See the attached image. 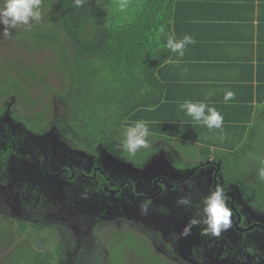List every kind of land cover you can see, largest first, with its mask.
<instances>
[{
  "label": "trees",
  "instance_id": "1",
  "mask_svg": "<svg viewBox=\"0 0 264 264\" xmlns=\"http://www.w3.org/2000/svg\"><path fill=\"white\" fill-rule=\"evenodd\" d=\"M179 1L129 0V7L121 11L119 0H86L82 7H75L74 0H42L40 22H32L30 29L19 25L14 30L18 43L34 57L46 54L50 66L43 64L37 71L32 61L9 62L12 69L0 72V103L16 96L24 102L18 120L28 127L49 128L48 118L53 116L52 124L82 152H108L116 166L122 161L139 164L149 154L153 132L160 127L154 121H159L158 115L151 111L161 101L151 98L152 73L166 58L162 53L158 59L166 49V35L159 34V28L164 26L168 33V21L177 13ZM51 72L63 82L51 84L46 78ZM258 81L256 106H249L246 119L232 122L241 128L240 136L212 144L222 148L220 153H213L211 144H207L202 154L206 158L214 154L221 160L224 177L238 183L243 193H254L252 204L264 209V181L258 177L260 160L264 159L262 68ZM28 87H41L37 95L49 100L43 109L36 111L38 102ZM42 110L49 114L44 123L38 121ZM139 120L149 122V147L132 155L121 142L126 129ZM181 143L186 144L183 140ZM1 159L5 162L7 158ZM2 177L10 179L9 170ZM39 204L35 199L30 202L32 208L26 216L0 213V248L12 243L0 264H188L182 253L188 251V244L191 251L201 249L192 229L186 237L176 233L162 238L153 223L146 226L135 218L129 220L148 228L145 232L149 237L131 226L113 227L109 232L107 224L106 232L98 231L95 237L90 234L93 244L80 237L76 245L65 223L53 225L38 214ZM129 255H133L132 263L127 260ZM209 260L207 264H211Z\"/></svg>",
  "mask_w": 264,
  "mask_h": 264
},
{
  "label": "flooded vegetation",
  "instance_id": "2",
  "mask_svg": "<svg viewBox=\"0 0 264 264\" xmlns=\"http://www.w3.org/2000/svg\"><path fill=\"white\" fill-rule=\"evenodd\" d=\"M9 65L0 63V72L11 70ZM27 89L38 102L36 111L43 109L49 100L37 95L42 89ZM23 106V100L16 96L0 103V186L11 184L10 192L5 190L2 197L12 209H21L20 216L29 214V204L35 199L40 203L38 214L53 225L65 223L76 245L80 237L93 244L96 232H106L107 224L126 229L131 226L149 237L145 232L148 228L129 220L133 218L146 226L153 223V229L167 238L182 233L200 212L202 196L220 185L229 196L230 226L219 236L203 235V225L192 227L201 249L191 251L188 244L183 258L188 264H207L208 259L211 264H264V209L252 204L254 193H243L238 183L224 177L222 161L214 155L188 161L180 154H170L166 146L152 145L144 162L131 163L134 168L129 171L121 164L116 166L105 151L75 154V150H82L63 137L45 110L39 113L38 121L44 123L49 117L50 127H28L18 120ZM6 170L10 179L2 177ZM189 195L190 207L177 203L181 196ZM146 201L150 204L145 213L141 205Z\"/></svg>",
  "mask_w": 264,
  "mask_h": 264
},
{
  "label": "crops",
  "instance_id": "3",
  "mask_svg": "<svg viewBox=\"0 0 264 264\" xmlns=\"http://www.w3.org/2000/svg\"><path fill=\"white\" fill-rule=\"evenodd\" d=\"M179 2L177 13L168 21V32L174 30L178 39L191 35L197 43L188 45L182 58L167 48L158 56L164 53L166 58L152 73L151 98L161 100L151 109L160 124L158 132H153L152 145L166 146L170 154L189 161L204 157V146L218 144L215 137L223 138L222 143L240 136L241 128L232 122L246 119L249 106L257 104L258 72L264 69V0ZM227 91L235 97L226 102ZM205 98L223 115L222 129L210 130L179 108L185 100ZM185 139L189 143L182 144ZM194 147L199 155L191 154Z\"/></svg>",
  "mask_w": 264,
  "mask_h": 264
},
{
  "label": "clouds",
  "instance_id": "4",
  "mask_svg": "<svg viewBox=\"0 0 264 264\" xmlns=\"http://www.w3.org/2000/svg\"><path fill=\"white\" fill-rule=\"evenodd\" d=\"M85 2L86 0H74V5L75 7H82ZM41 4L42 0H0V25H3V32L0 33V36H11L12 30L19 25L27 26L30 29L32 22H40L42 19ZM128 7L129 0H119L121 11L126 10ZM159 34L166 35L165 47L181 58L185 55L188 45L197 43L195 38L188 34L178 39L174 30L165 33L164 26L159 28ZM208 95L211 96L212 94L209 93ZM234 97V92L227 91L224 100L227 102L234 99ZM179 108L194 122L206 126L210 130L223 128V115L216 107L207 102V98L200 101L185 100L179 104ZM148 123L144 120L135 121L126 129L124 139L121 142L122 148L126 152L135 155L140 149L149 147L150 129ZM260 164L262 166L258 169V177L261 181H264V159L260 160ZM177 203L190 207L192 205L191 196H181ZM149 204L150 201L143 203L141 211L146 213ZM231 215L232 209L229 204V196L223 186L216 185L209 190L208 194L202 196L200 212L189 220L180 235L186 237L191 234L192 227L203 225V235L219 236L223 230H227L230 226Z\"/></svg>",
  "mask_w": 264,
  "mask_h": 264
},
{
  "label": "rangeland",
  "instance_id": "5",
  "mask_svg": "<svg viewBox=\"0 0 264 264\" xmlns=\"http://www.w3.org/2000/svg\"><path fill=\"white\" fill-rule=\"evenodd\" d=\"M2 32H3V25H0V33H2ZM16 32L17 31L13 29L11 36H9V37L0 36V63H9L12 61L29 63L32 61L31 63L35 64L33 67L37 71H39V69H41V66L43 64H45L46 67H49L50 64L47 62V58H48L47 55L41 53L38 56L34 57V54L25 50L18 43V40L15 38ZM46 78L48 80H50L51 84H54V85H58L59 83L63 82L62 79L59 78L58 76H56L54 72H51L49 75L46 76ZM40 89H41V87H40ZM37 91H39V89ZM222 139H221V137H215L214 142L219 143V141H221ZM183 142L189 143V141L186 139L183 140ZM205 147H208V145L204 146V148ZM211 150L213 153H215V152L221 151L222 148H219V150H218L217 146H213V148L211 146ZM193 153H195L194 155H196V154L199 155L200 150L198 148L194 147L191 154H193ZM218 153H220V152H218ZM212 155H214V154H212ZM0 213H2L4 215L10 214L12 217H21L20 214L22 212H21V209H18V212H17V210L12 209V205L8 201H6L2 197V195L0 194ZM4 224L5 225L9 224L11 226V223L9 221H4ZM13 226L16 228L17 224L14 223ZM113 227H116V225L115 224L111 225L110 227H108L107 231H109V229H112ZM16 237L19 238L20 236H16ZM2 245H4V244H2ZM11 245H12V243L10 244V246L0 248V260L4 255L9 253L10 249L12 248ZM132 256L133 255L127 256V260H129L131 263L133 261Z\"/></svg>",
  "mask_w": 264,
  "mask_h": 264
},
{
  "label": "water",
  "instance_id": "6",
  "mask_svg": "<svg viewBox=\"0 0 264 264\" xmlns=\"http://www.w3.org/2000/svg\"><path fill=\"white\" fill-rule=\"evenodd\" d=\"M74 153L77 154V155H86L85 152H82V151H79V150H75ZM107 157L108 158H111L113 160V158L110 155H108ZM119 164L125 166V168H127L129 171H132V168H134L133 165L128 164V163L121 162ZM149 166H151V164H149L147 167H149ZM135 170H136V168L133 171H135ZM9 187H11V184H9L8 186H0V193H1V195L6 194V191H9Z\"/></svg>",
  "mask_w": 264,
  "mask_h": 264
}]
</instances>
